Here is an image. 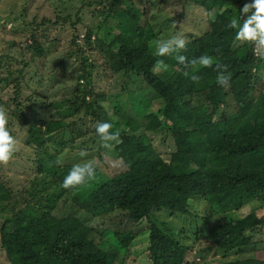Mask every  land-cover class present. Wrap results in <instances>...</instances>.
Segmentation results:
<instances>
[{
    "label": "trees",
    "instance_id": "obj_1",
    "mask_svg": "<svg viewBox=\"0 0 264 264\" xmlns=\"http://www.w3.org/2000/svg\"><path fill=\"white\" fill-rule=\"evenodd\" d=\"M84 1L91 4L88 0H76L75 3ZM98 1L103 6L97 10L103 15V21L95 27H87L83 35L86 43L105 57L103 64L112 72L130 70L144 75L153 72L155 61L161 59L153 54V42L159 38L148 21L139 24L143 10H138L132 0ZM241 1L242 5L234 7L229 0H184L185 3L203 7L206 14L215 11V19H209L208 27L202 34L188 33L186 47L180 53L186 57L184 64L178 65L174 56L163 57L168 69L156 73L150 81L161 126L185 133V129L210 124L216 129V141L210 146L174 150L164 157L153 152L145 132L136 134L139 122L135 123L131 118L128 122L125 118L111 121L110 115L104 119L103 113H106L104 109L107 110V107L101 104V100L108 95L90 88L93 61L81 52L78 76L84 82L79 84L82 89L76 90H83L84 96L81 95L74 108L83 109L81 118L87 114L93 116L94 113L103 120L111 121L114 128L120 131L121 143L113 144L125 168L112 174L102 170L96 161L94 180L77 186L75 190L59 188L57 196L54 192L44 194L39 187L45 182L35 178L26 179L15 190L0 175V215L6 206L10 210V215H5L0 223V243L8 264H127L128 247L136 236L132 228L116 233L110 240L116 249L117 242L121 243L117 258L112 255V249L108 251L110 245L104 237L106 232L98 242L91 228L83 231L84 224L92 220L90 214L94 218H103L115 210L125 211L132 224L147 223L146 251L151 264H182L191 244L200 239L209 240L212 243L210 248L224 251L258 250L264 246V215L260 214L259 207L239 217L226 213L227 218H223L222 224L216 223L213 216L218 212L216 206L219 203L214 200L217 197L228 198V202L254 198L264 203V90L259 88L254 93L256 82L264 72V60L258 59L250 45L236 42L234 30L226 26L232 16L238 15L243 4L250 2ZM48 2L54 6L56 20L61 19L75 27L72 18L79 9L75 13L70 11L62 15L66 7L72 6V0ZM27 9L25 4L21 15L26 19V30L31 32L30 42L22 48L30 52L29 62L33 69L35 55L42 57L44 54V31H38V28L46 18L43 16L41 21L35 23L33 17L27 23ZM13 15L4 21L5 27L19 14ZM110 20L114 22L110 24ZM171 22L169 18L166 24ZM72 33L75 39V31L72 30ZM6 54L4 56L11 59ZM202 54L215 56L220 62L228 64L231 80L227 88L215 83L216 72L212 68L188 64V60ZM28 66L29 63L25 61L22 67L13 69L7 60L0 62V72L8 73L0 78V82L17 83L24 80ZM253 67L258 70L253 71ZM192 74L199 75L200 79L192 81L189 78ZM87 95L90 97L85 99ZM131 97L136 108L139 107L140 98H144L137 91L131 93ZM29 98L30 95L27 100ZM19 100L17 91L8 99L0 97V107L8 114L10 134L21 145L46 156L44 160L38 158L33 161V166L38 172L48 170L56 177L50 182L60 185L63 170L70 169L72 165L60 168L57 165L58 154L50 147L59 146V152L63 151V139L68 134L66 123L62 120L64 125L61 126L55 125L56 121L45 120L46 127L40 138L35 129L41 121L37 123L39 119L33 115L32 109L25 108ZM115 100H118L117 96ZM201 106L210 109V112H205L207 120L201 118L202 114L198 115ZM227 106L230 107L229 111L225 110ZM112 108L116 113L121 105L117 101ZM26 110H31L32 115ZM58 136L62 137L57 139ZM20 195H29V198L25 197L24 204L16 207ZM37 195V200L44 199L46 203L38 201L39 206L35 207L30 202ZM52 195L65 201L72 196L85 214L74 217L78 210L68 212L64 208V201L60 206L58 202L57 207L54 206L56 199ZM197 198L208 203L211 214L199 216L188 210L190 201ZM12 201L15 206L9 204ZM7 202L8 205H4ZM190 240L193 242L190 243ZM134 263L132 259L131 264Z\"/></svg>",
    "mask_w": 264,
    "mask_h": 264
},
{
    "label": "rangeland",
    "instance_id": "obj_2",
    "mask_svg": "<svg viewBox=\"0 0 264 264\" xmlns=\"http://www.w3.org/2000/svg\"><path fill=\"white\" fill-rule=\"evenodd\" d=\"M75 1L76 0H72V6L66 7V10L62 12V15L70 11L75 13L77 9H79L78 14L72 18V20L75 21V27H72L69 22L62 21L61 19L56 20L54 6L49 4L48 0H0V62L3 63V61L7 60V62L13 66V69L22 67L25 61L29 63V66L26 68L29 69L26 71L24 80H18L17 83L11 81L8 83L0 82V97L1 99L2 97L8 99L13 97L15 91L18 92L19 101L25 105V108L32 109L33 115L36 119H39L37 123L41 121L39 126L35 129L36 135L40 138L45 130L46 121H56L55 125L61 126L64 125V122L66 123L65 126L67 127L68 134H66L63 139L65 144L63 151L59 152L61 148L59 146L50 147V150L58 154L59 160L57 161V165L62 168L66 165H73L74 163L81 162L82 160L93 159L95 162L97 161L99 163L102 170L112 174L125 168V164L122 159H120L119 153L115 151L114 146L105 148L95 137V122L103 120L102 117L92 113L93 116L87 114L81 118L80 116L82 115L83 109L76 110L74 108V106L78 104L81 95L83 94L84 96L83 90L80 92L76 90L82 89L79 84L84 82V80L78 76L82 60L81 52L87 54L93 61L91 65L90 88L99 90L105 93L106 96L112 97L111 99L107 97L101 100V104L107 107V110L104 109L106 113H103V118L105 119L110 115L111 121H119L125 118L128 122L129 118H131L133 122H139V129L136 131V134L145 132V136L150 139V147L154 150L153 152L155 154L159 153L167 157V155L174 150L203 148L206 145L210 146L212 143H215L216 129L210 124L199 125L192 130L185 129V133L177 132L176 130H167L161 126L157 118L160 116L156 114L158 104L152 98V88L150 87L151 79L157 74L151 72L144 75L130 70L112 72L111 69L107 68L103 64L105 57L95 51V49L92 48L93 46L90 47L83 36L88 26L95 27L103 21V15L101 16L99 12H97L98 8L103 6L98 0H88L91 4L85 1L76 4ZM132 1L137 6L136 8L138 10H143L139 24L143 25L144 22L148 21L153 25L159 39L166 38L176 32L183 33L187 39L188 33L197 35L202 34L208 27L209 18L204 8L196 6L193 3H185L184 0ZM229 2L234 7L240 4L242 5L243 3L241 0H229ZM25 4L26 7H28L25 12L27 23L32 20L33 17H35V23L41 21L40 19L43 16L46 18L44 24L38 28V31H44V54L42 57L35 55L33 69H31L29 62L31 56L30 52L22 48L27 42H30L31 33L26 30V19L22 18L21 15ZM15 13L19 14L18 17L8 21L5 27L4 21L8 16H14L13 14ZM169 18L172 22L166 24ZM113 22V20L109 21L110 24ZM34 24L33 27L35 26ZM72 30L75 31V39H73ZM6 41H8V43ZM4 54H9L11 59H8ZM252 70L255 71L256 68L254 69L253 67ZM7 74V72L1 71L0 78ZM256 83L257 89L254 91L255 94L258 92L259 88L264 90V72L260 74ZM136 91L137 93H142L144 96V98H140L141 102L137 108L133 106V98L131 97V93ZM120 93H122L121 96ZM29 95L30 98L27 100ZM116 96L118 100H115ZM89 97L90 96L87 95L85 99ZM148 100L151 101V103H149L151 105L147 103L149 102ZM117 101L121 105V111L119 110L115 113L112 105L116 104ZM225 110L229 111L230 107L227 106ZM26 111L29 115H32L31 110ZM205 112H210V109L207 106H201L200 110H198V115L202 114L201 118L207 120L208 117ZM62 120H64V122ZM61 132L60 130V133ZM61 137L62 136H58L57 139ZM81 148L87 149V156L84 158L79 156V149ZM43 150L44 147L42 151ZM33 158L35 159L33 160ZM38 158L44 160L46 156H44L42 152H35V150L31 149L29 146L21 145V143L17 141L16 151L12 158L7 164L0 165V175L3 176V180L6 179L13 188L15 187V190H17V187L22 186L26 179L35 178L36 180H40V182H45V184L39 187L43 190L44 194L54 192L55 196H57L56 193H58L61 187L57 182H55V185L50 182V179L56 180V177L49 173L48 170L38 172L37 168L33 166V161H37ZM68 170L69 169L63 170V176ZM38 195L35 196L32 202H30L29 199V202L34 203L35 207L39 206V202L46 203L44 199L37 200ZM55 196L52 195V198L54 199ZM25 197L29 198V195L18 196L16 207L24 204ZM71 197L72 196L69 197L68 201H65L61 197H55L56 202L54 206L57 207V202L58 206H60L64 201V208L68 212H75L78 210L77 214H73L74 217L83 216L85 211H83L82 208L79 207L80 205L78 206V203ZM214 200L215 203H219V206H216L218 212L213 214L217 220L216 223L219 224H222L221 221H224L223 218H227L225 216L226 213L239 217L259 207L260 214L264 215V203L259 199H236L232 202H228V198L220 199L217 197ZM13 201L4 203V205H8L9 203L15 206V201ZM5 209L2 215H0V223L5 215H10L9 208L6 206ZM188 210L199 216L211 214L208 203L198 198L190 201ZM90 217L92 220H88L84 224L83 231L85 232L86 228H91L92 230L90 231L94 233V238L98 242H101V235L106 232L104 237L107 239L108 246L110 245L108 251L112 249V255L115 258H117L119 254L121 243L117 242L118 249H116L110 240L113 239L112 237L116 233L119 234L126 231L128 228H132L136 236L128 247L127 264H131L132 259L135 261L134 264H151L146 251V222L137 225L132 224L127 213L123 210H115L103 218H94L91 214ZM79 221L81 220L79 219ZM189 242L191 243L193 240ZM211 244L212 243L207 239H200L193 242L190 246V252H187L182 264H264V246L258 250L243 249L241 251H224L219 248H210ZM0 264H8L6 256L1 248V243Z\"/></svg>",
    "mask_w": 264,
    "mask_h": 264
},
{
    "label": "clouds",
    "instance_id": "obj_3",
    "mask_svg": "<svg viewBox=\"0 0 264 264\" xmlns=\"http://www.w3.org/2000/svg\"><path fill=\"white\" fill-rule=\"evenodd\" d=\"M209 19L214 20L216 12L207 13ZM227 28L234 30V40L240 44H248L252 47L253 53L260 60H264V0H250L238 11V15L232 16L227 23ZM154 56L157 59L153 65V73L166 71L168 65L163 57L174 56L178 65L186 61V57L180 54L186 47V38L183 33L176 32L163 39L153 42ZM189 65H198L203 68H212L216 72L215 83L221 88H227L230 84L231 74L228 71V64L222 63L217 57L202 54L197 58L188 60ZM187 75V73H185ZM196 82L199 75L192 74L189 77ZM9 123L8 114L3 107H0V165L7 164L16 151V138L10 134L7 127ZM94 133L96 139L105 148H111L114 144L121 143L120 131L114 128L109 120L95 122ZM114 142V144H113ZM79 156H87V149H79ZM97 164L88 159L74 163L60 182V187L65 190H75L77 186L84 185L96 178Z\"/></svg>",
    "mask_w": 264,
    "mask_h": 264
}]
</instances>
